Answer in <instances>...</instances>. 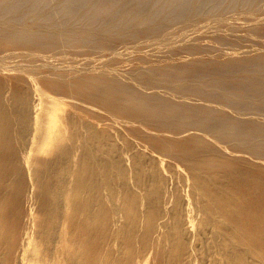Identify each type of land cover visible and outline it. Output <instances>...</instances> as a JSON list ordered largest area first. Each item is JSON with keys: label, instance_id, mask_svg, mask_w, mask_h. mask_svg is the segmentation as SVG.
I'll return each instance as SVG.
<instances>
[{"label": "bare ground", "instance_id": "6f19581e", "mask_svg": "<svg viewBox=\"0 0 264 264\" xmlns=\"http://www.w3.org/2000/svg\"><path fill=\"white\" fill-rule=\"evenodd\" d=\"M206 27L264 0H0V264H264L263 50L119 51Z\"/></svg>", "mask_w": 264, "mask_h": 264}, {"label": "rangeland", "instance_id": "374dc122", "mask_svg": "<svg viewBox=\"0 0 264 264\" xmlns=\"http://www.w3.org/2000/svg\"><path fill=\"white\" fill-rule=\"evenodd\" d=\"M216 33L213 28L206 27L205 29L197 32V33H192L190 31L184 32L179 34L178 36L175 37V40L173 43L170 45H166L165 48L163 49L162 53H159L158 51H152L151 49H137L133 47H128V46H123L122 48H117L119 51H125L128 53L129 56H136L134 58H137L139 56H142L146 53H152L156 58H158V64L159 65H164L168 62V51H173L181 47H187L192 45L197 39L200 40V42L213 54V57H219L220 55L222 56H238L241 57L243 54L251 55L253 54L256 50H263L264 52V37H260L258 35H254L251 33H245V32H237L232 35V39L239 38L240 41L239 43H231L228 42L229 44H223L219 43L214 37ZM125 48V49H124ZM251 53V54H250ZM131 56V57H132ZM177 60L182 61L181 59H190L191 57L188 56L185 53H179L176 56ZM106 56L100 57V55H89L87 57V60L89 61V65L87 64V67H90L91 70H96L99 68V60L105 59ZM56 68H60L62 65H73V63L69 62H64L63 64H60L58 62L54 63ZM143 67V66H142ZM161 94L167 95L170 94L168 93L165 89L163 88H158V90ZM172 97L176 100L182 101L183 99L187 100L188 98H181L179 97L178 94L172 95ZM196 103H201V104H206L210 107L213 108V103H205L204 101L200 100L197 97L191 96V99ZM224 110L230 111V109L223 107ZM137 125V124H136ZM196 133L200 134L201 137L205 140L210 139L212 142L218 143L215 141L213 138L209 137L207 134L200 132V131H195ZM220 144V143H218ZM251 160H254L255 162H262L264 163V159H254L252 157H249Z\"/></svg>", "mask_w": 264, "mask_h": 264}]
</instances>
